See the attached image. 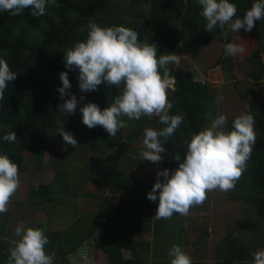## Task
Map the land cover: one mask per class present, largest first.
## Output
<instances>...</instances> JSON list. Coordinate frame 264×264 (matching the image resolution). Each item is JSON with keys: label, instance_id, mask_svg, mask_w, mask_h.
Returning a JSON list of instances; mask_svg holds the SVG:
<instances>
[{"label": "trees", "instance_id": "obj_1", "mask_svg": "<svg viewBox=\"0 0 264 264\" xmlns=\"http://www.w3.org/2000/svg\"><path fill=\"white\" fill-rule=\"evenodd\" d=\"M233 2L238 8L237 15L243 16L252 6L253 0H233ZM201 12L202 6L198 0H56L55 4L46 6L44 15L38 17L32 15L31 8L25 9L17 16L0 12V57L6 59L11 70L17 73V78L9 82L4 99L0 100V153L8 154L19 167L32 159L41 165L45 154L52 151L50 132L56 127L60 118L70 123L72 118L69 115H71L83 123L80 107L88 102H94L103 109L120 93L121 89H117L114 85L101 84L98 91L84 93L86 99L77 98L79 103L76 113L60 112L57 107L58 104L63 103L58 92V88L62 86L60 73L69 71L72 84L79 74L78 70L65 68V51L71 48L74 42L87 39L89 21H94L103 27L124 25L132 28L139 33L140 40L157 43L158 54H167V52L179 54L189 47L205 48L220 36L223 55L218 59L217 65L225 70L227 81L236 80L234 88L237 94L242 100L248 101L246 111H251L255 117V132L258 137L251 157L247 161L246 170L235 187L226 191L225 195L230 202H244L247 205L244 210L243 229L250 231V234L230 229L219 245L217 244L214 251L216 259L211 263L253 264V253L264 249V100L254 98L256 93H264L262 57L264 19L257 21L251 32L242 29L258 44L247 58L245 69L247 85L242 91L240 85L244 83L235 78L233 59L231 55L225 53L224 45L232 41L226 26L223 29L217 26L212 32L205 31L206 21ZM169 68L177 78L174 89L169 90L172 94L168 95L173 103L170 114L183 113L185 119L174 134L167 138V143L164 145L166 152L162 154L165 159L158 167L156 166L159 170L178 168L186 153L184 141L189 140L191 134L199 132L209 124V120L205 119L206 113L210 117L219 114L216 102L218 93L210 83L196 80L190 70L175 74L172 65H169ZM122 118L127 121V127L121 129L114 137L99 125L89 135H78V144L72 147V150L79 154L85 172L92 176L90 186L82 192L83 196L98 200L99 190L103 185L108 187L114 185L117 190L129 192L131 195L135 192L146 193L148 190L151 191L156 182L148 174L142 176L137 171L128 169L127 173L122 169L123 164L129 167L133 166V163L131 157L127 156L128 152L124 151L123 154L119 149L121 146L127 149L129 145L143 139L145 128L159 129L164 125L158 122V117L150 119L142 116L139 120H129L127 116ZM235 118L228 117L229 130ZM11 131L16 132V141H4L2 137ZM177 154L181 156V161L174 159ZM123 159H126V162L121 164ZM30 191L32 200L35 196L41 199L40 204L36 203L35 207L41 209L49 207L46 211L51 217L50 209L58 205L57 201H54L57 193L53 192L52 186L42 184L38 189ZM128 199L131 200L124 195L120 200ZM154 203L158 205V201ZM121 209V205L115 207V211ZM194 209L190 208V210ZM199 209L201 208L197 210ZM99 215L106 214L104 212ZM91 216H95L96 219L90 226L83 224L84 219H81L65 233L49 231L46 223L40 224L39 227L45 229L49 237L47 252L52 254L57 251L58 255L62 256L65 255L64 252L71 250H64L65 244L77 251L84 242L95 239L94 234L101 225L98 222L100 217L95 212L91 213ZM138 218L141 217L132 215L129 220L136 225L140 222ZM153 220L155 222H153L152 241L136 240L133 234L127 231V227L123 226L124 224H118V220L110 222V226L106 228L117 232L112 236L95 239L97 251L106 257V262L102 264H143L141 259L143 253H149L153 245L155 248L166 249L175 244L181 247L185 245L183 219L176 217V219L153 218ZM17 221L11 210L0 213V264H8L10 249L15 246V243L8 238V232L10 226ZM123 229L124 232H121ZM204 236L209 237L210 233L205 232ZM142 248L143 251L139 250ZM199 251L201 249L195 246L194 252ZM202 256L201 259L207 257ZM159 258V263H171L165 256Z\"/></svg>", "mask_w": 264, "mask_h": 264}, {"label": "clouds", "instance_id": "obj_2", "mask_svg": "<svg viewBox=\"0 0 264 264\" xmlns=\"http://www.w3.org/2000/svg\"><path fill=\"white\" fill-rule=\"evenodd\" d=\"M55 3L56 0H0V12L17 16L31 8L32 15L38 17L45 14L47 5ZM198 3L206 21L204 30L208 32L217 26L222 29L227 26L236 33L242 29L251 32L256 22L264 19V0H253L243 16L237 15L238 8L233 0H198ZM87 28V39L74 42L65 51V68L79 71L78 86L82 93L98 91L101 84L114 85L121 91L103 109L94 102L80 107L82 122L89 128L102 126L114 137L127 127V121L122 117L139 120L142 116L155 115L164 127L144 129L145 148L140 156L159 165L165 159L162 154L166 152L167 138L185 119L183 113L170 114L173 103L168 98L177 79L169 65L179 64L181 55L174 52L158 54L157 43L140 40L136 30L124 25L103 27L89 21ZM224 48L225 53L232 56L246 51L243 44L235 41L226 43ZM16 78L17 73L11 70L6 59L0 57V100L4 99L9 82ZM60 80L62 86L58 92L63 103L57 107L60 112L74 114L79 101L71 92L73 85L69 71H62ZM69 95L70 99L67 98ZM222 100V96H217V103ZM205 119L209 124L184 141L186 153L183 160L179 154L175 156L176 161H181L178 168H162L157 172L156 182L147 193L150 201H158L155 219L171 218L177 213L187 216L193 205H200L207 199L208 192L217 188L221 191L233 189L247 168L256 143L255 117L251 111L241 112L232 121L230 130L226 114L210 117L206 113ZM57 131L68 145L78 144L69 131ZM2 139L15 142L17 134L11 131ZM20 183L18 164L8 154L0 153V213L7 211L10 198ZM15 232L21 238L10 249L8 264H53L54 253L49 254L46 249L49 237L45 229L28 227L22 221ZM168 255L171 264H192V257L179 244L173 245ZM253 257V264H264V249L255 251Z\"/></svg>", "mask_w": 264, "mask_h": 264}, {"label": "rangeland", "instance_id": "obj_3", "mask_svg": "<svg viewBox=\"0 0 264 264\" xmlns=\"http://www.w3.org/2000/svg\"><path fill=\"white\" fill-rule=\"evenodd\" d=\"M228 35L238 44H243L246 48L244 53L232 56L235 66L234 76L238 80H242L241 89L245 90L246 81V65L247 58L250 56L251 51L257 48V41L249 34L244 33L242 30L240 33L232 32L226 26ZM223 43L219 37L216 38L213 44L202 47H189L179 53L181 55V61L179 64H172V68L175 74H181L187 70L194 73L196 80L202 82H208L216 89L218 96H222L223 100L218 103V113L226 114L227 117H237L241 112H245L248 107V101L242 100L237 94L234 85L235 81L226 80L225 70L217 65V61L223 55ZM264 60V55L262 56ZM77 74L75 83L71 92L74 93L78 99L83 96L78 86ZM174 89V88H173ZM171 89V90H173ZM172 92H169L171 95ZM251 98L253 96H250ZM67 98H71L69 95ZM254 98L264 100V93H256ZM77 110L75 111V113ZM72 120L67 123L64 119L57 121L56 127L50 132V142L52 151L45 154L44 162L39 165L35 160H29L20 165V186L16 193L10 198L7 205V211H13V215L17 217L18 221L12 224L9 228L8 238L15 243L21 237L17 236L15 229L20 222H25L26 225L39 227L40 224L46 223L49 231H62L66 232L69 228L73 227L78 220L84 219L83 224L90 226L95 216H91V213L95 212L99 218L100 229L95 232L94 238L101 239L104 236H112L115 230L106 228L110 226L109 223L117 221L118 224H124L127 227V231L133 234L136 240H151L152 228H153V215L152 211L157 210V207L152 205L154 202L147 198L145 193H137L134 195L129 192H121L116 189L114 185L108 187L103 185L99 190V199L95 200L82 195L85 188L90 186L92 176L85 172L83 167L84 163L81 161L79 154L75 150H72V145H68L62 135L57 131L58 129H65L74 135L78 141V135L89 133L94 128H89L87 125L78 121L75 117L69 115ZM150 119L156 118L155 115L147 116ZM77 133V134H76ZM256 137L257 133H256ZM143 139H140L137 143L131 144L125 149L123 146L119 150L128 152L127 156L131 157L133 166L127 167L123 163L126 159L121 161L123 164L122 169H128L137 171L139 175L148 174L149 177L155 181L157 178V172L159 171L157 163H153L147 160H143L140 156V152L144 150ZM145 173V174H143ZM60 176V177H59ZM150 178H147L148 180ZM48 184L52 186L53 192L57 193L55 200L58 205L54 209H50L52 216L49 217L46 211L47 209H41L35 207L36 203L40 204L41 199L36 196L32 200L31 189H38L40 185ZM137 191V190H135ZM149 191V190H148ZM147 191V193H148ZM146 192V191H145ZM118 195L120 199L122 196L125 198H133L135 204L133 206L123 205L121 201L122 209L115 212V205L117 204ZM226 191H221L218 188L208 192L207 199L200 205H193L195 212L199 219L191 222L187 229L190 235L186 236V242L183 246V250L192 257V260H198L206 255V264H212L209 260L216 259L214 254L217 244L219 245L222 238L230 231L234 229L236 231H245V234H250V231L244 230V210L247 205L244 202H230L226 199ZM199 206V207H198ZM39 208V209H35ZM198 208H201L197 210ZM106 215H99L104 213ZM155 212V211H154ZM194 212V211H191ZM132 215H136L140 219V222L134 225L129 218ZM254 219V218H253ZM165 222V221H164ZM121 226V227H123ZM120 228V226L118 227ZM124 228V227H123ZM125 229V228H124ZM124 229L121 232H124ZM120 230V229H119ZM150 231L149 233H146ZM120 232V231H118ZM209 232L210 236L205 237L204 233ZM180 234V232H179ZM19 237V238H18ZM95 239H89L79 246L75 251L70 245H64V250L73 249L64 252L65 255H58L57 251H54L53 264H102L106 262V257L103 253H100L96 249ZM152 241V240H151ZM199 241V243H197ZM177 242V239H176ZM201 249L199 252H194L195 246ZM205 243V244H203ZM143 251L144 249H139ZM170 248H155L151 247L149 253H143L141 257L143 264H162L158 262L160 256H165L169 261ZM146 251V250H145ZM130 256L132 253L130 252ZM202 256V257H201ZM207 259V260H206ZM166 260V259H164ZM163 261V260H162Z\"/></svg>", "mask_w": 264, "mask_h": 264}, {"label": "crops", "instance_id": "obj_4", "mask_svg": "<svg viewBox=\"0 0 264 264\" xmlns=\"http://www.w3.org/2000/svg\"><path fill=\"white\" fill-rule=\"evenodd\" d=\"M145 194H147V192L145 193ZM119 200H120V196L118 195V199H117V204H114L115 205V207L116 206H120L121 204V201L119 202ZM123 201V205H130V204H133L134 202H135V200L131 197V200H122ZM131 201H133V202H131ZM122 206V205H121ZM153 206H155V208L156 207H158V205H155V203L152 205V208H153ZM115 209V208H114ZM155 211V212H154ZM191 211H194V212H191ZM116 212V211H115ZM121 212V211H120ZM153 213H152V215H153V218H154V216H155V214H156V209H154L153 211H152ZM176 217H179L180 219H183V233H184V235H185V240H186V236H188V235H190V233H188V229H187V227H188V225L193 221H195V219L197 218V219H199L200 220V217L199 216H197V214H196V212H195V210H190L189 211V213H188V215L187 216H184V215H180V214H174L171 218H174V219H176ZM171 218H166V219H171ZM163 220H165V218H163ZM153 227H154V223H153ZM153 229V228H152ZM150 231H148V232H146V233H149ZM152 232H153V230H152ZM152 240V239H151ZM151 240H148V241H151ZM185 243H187V242H185ZM203 244H205V243H203ZM182 249H183V246H182ZM207 260V259H206ZM158 262H160V261H158ZM171 262V261H170ZM199 262H204V263H206V261L204 260V259H201V258H199L198 260H192V263L193 264H197V263H199ZM209 262H214V260L213 261H211V260H209ZM169 264H171V263H169Z\"/></svg>", "mask_w": 264, "mask_h": 264}]
</instances>
